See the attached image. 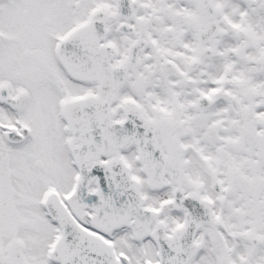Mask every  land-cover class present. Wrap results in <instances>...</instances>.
<instances>
[{"label":"snow or ice","instance_id":"1","mask_svg":"<svg viewBox=\"0 0 264 264\" xmlns=\"http://www.w3.org/2000/svg\"><path fill=\"white\" fill-rule=\"evenodd\" d=\"M0 264H264V0H0Z\"/></svg>","mask_w":264,"mask_h":264}]
</instances>
